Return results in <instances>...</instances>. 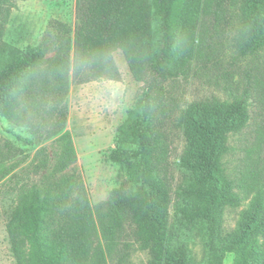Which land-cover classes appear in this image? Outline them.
Masks as SVG:
<instances>
[{
	"label": "trees",
	"instance_id": "trees-1",
	"mask_svg": "<svg viewBox=\"0 0 264 264\" xmlns=\"http://www.w3.org/2000/svg\"><path fill=\"white\" fill-rule=\"evenodd\" d=\"M19 1L0 0V37ZM231 3L239 4L237 55L264 49V0H77L73 40L64 29L53 56L46 57L52 48L41 43L0 68V120L14 136L0 143V181L23 163L20 145L35 144L38 135L55 138L51 158L42 161L49 171L42 185L20 192L7 224L16 264H110L121 244L124 253L132 243L147 251L148 264H199L187 243L195 228L210 254L202 264H224L231 252L235 264H264V182L258 177L246 188L254 195L236 227H225L226 209L242 199L226 158L231 137L251 119L252 86L226 100H194L181 108L174 125L184 142V182L176 190L174 140L165 126L164 82L207 66L212 53L201 26L211 23L219 32L231 20ZM118 51L133 79L145 83L141 112L123 128L137 147L111 152L129 178L94 205L82 176L63 173L78 159L64 130L66 99L71 82L121 80ZM255 90L264 94V81ZM27 123L31 136L17 131Z\"/></svg>",
	"mask_w": 264,
	"mask_h": 264
},
{
	"label": "rangeland",
	"instance_id": "rangeland-1",
	"mask_svg": "<svg viewBox=\"0 0 264 264\" xmlns=\"http://www.w3.org/2000/svg\"><path fill=\"white\" fill-rule=\"evenodd\" d=\"M77 0H20L13 8L9 21L0 37V68L18 57L20 52L41 43L51 46L46 55L53 56L58 48V38L66 29L73 40L77 24ZM231 20L216 32L214 25L201 26L203 43L212 53V60L205 67H193L187 76L180 75L164 82L166 102V130L172 131L174 143L171 151L175 174V190L184 182V172L179 167L184 142L174 125L181 108L194 100L216 97L229 99L232 94L252 86L251 119L247 126L231 137L232 150L226 158L230 174L241 184L239 205L225 211V227H236L242 212L249 207L254 194L247 186L258 177L264 182V94L256 95V87L264 81V49L247 57L238 56L233 37L239 24V4L229 5ZM122 79L71 82L66 99L67 122L64 130L72 134L78 159L64 174L82 176L94 205L107 201L112 190L129 178L127 166L110 157L113 150L136 148L137 142L124 126L133 122L141 112L144 82L133 79L122 52L115 54ZM8 123L0 120V143L14 139L7 131ZM45 127V124H44ZM46 128V127H45ZM17 131L32 135L30 123ZM54 137L37 136L33 145H20L24 150L23 163L8 177L0 181V264H16L11 252L7 224L11 220L20 192L41 186L48 169L43 158H51ZM53 162V161H52ZM176 195V194H175ZM179 199L175 197V202ZM172 221L176 222V206L170 208ZM133 242L130 237L125 238ZM183 239L181 236L180 241ZM193 259L206 263L210 254L205 248L201 230L195 228L187 240ZM122 244L110 264H148L149 255L137 244L124 250ZM236 254L228 253L224 264H235Z\"/></svg>",
	"mask_w": 264,
	"mask_h": 264
}]
</instances>
